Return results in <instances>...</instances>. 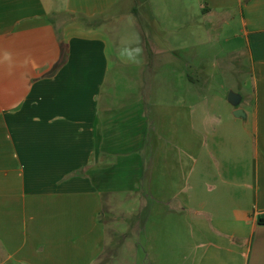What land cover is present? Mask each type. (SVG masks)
<instances>
[{
	"label": "crops",
	"instance_id": "0c3cea01",
	"mask_svg": "<svg viewBox=\"0 0 264 264\" xmlns=\"http://www.w3.org/2000/svg\"><path fill=\"white\" fill-rule=\"evenodd\" d=\"M153 1L0 0V264H264V0H180L171 33ZM202 1L249 47L246 117L163 67L198 52Z\"/></svg>",
	"mask_w": 264,
	"mask_h": 264
},
{
	"label": "rangeland",
	"instance_id": "374dc122",
	"mask_svg": "<svg viewBox=\"0 0 264 264\" xmlns=\"http://www.w3.org/2000/svg\"><path fill=\"white\" fill-rule=\"evenodd\" d=\"M153 1V0H152ZM182 1V0H181ZM154 3V1H153ZM157 3V1H156ZM165 5L168 8V14L170 15V18H172V21L170 18H168L170 21L167 25L169 27V30L165 28V23L163 24V31H170V33L173 31L171 29L177 30V26L175 22L180 21V0H164ZM155 4V3H154ZM187 6H194L196 3L190 5L189 3L185 2ZM206 2L202 1L201 7H200V32L198 35V52H195V56L190 51V57L188 52H185L183 50V46L180 45L179 47L182 48L179 50V54L183 57V59L177 60V59H169V60H163V67L167 72L173 71L177 68H179V64L184 61L185 63L191 64L193 67L191 68L190 72L194 74L196 77L197 83L196 87L201 91L202 94H206L211 98L214 95H221L223 97H228L229 93L231 91H234L236 93L240 92L246 96L244 103H241L240 108L245 105V102L247 100L248 91L243 87L245 84V81L247 79V76L252 71L253 66V60L252 56L250 55V50L248 45L244 43L243 45V51L241 54H238L236 57L234 56H228L224 54V50L226 47L229 46V42L225 39L226 36H228L231 32L227 31L225 29H217L210 27V23H215L218 20L215 16L216 13L212 12L211 14L205 13L206 8ZM195 7V6H194ZM195 13H196V7H195ZM127 15V14H126ZM124 15L122 19H127V16ZM123 22V21H122ZM174 24V28L171 26ZM122 29V37L121 41L126 44L124 46V49L126 48L127 53V43H128V29L127 25H124ZM185 30H187L185 28ZM187 34V31H186ZM187 38V37H186ZM185 38V39H186ZM185 46V45H184ZM188 45H186L187 47ZM175 48V46H173ZM157 55V54H154ZM193 55V56H192ZM171 58V57H170ZM159 63L158 60H153L152 62L149 61V63L145 61H138V64L134 67L130 66L128 63V59H124L118 67H124L125 69L131 68H137V73H143V70L145 69V73H149V76H141L140 80L142 81V84H155V80L157 76H154L155 68L157 67V64ZM160 78V77H159ZM164 79V77H161ZM126 84V83H125ZM138 85V83H136ZM229 88V91L227 93V89ZM209 104V102H208ZM184 125V130L186 132L191 131L195 126H197L196 122L193 119H167L166 124L167 126H174V125ZM160 125L157 127V131L160 132ZM162 129V127H161ZM187 141V140H186ZM188 191V189H185ZM186 191V192H187ZM123 200V199H122ZM114 212L118 214V223H128L130 221L135 222L134 216L129 217L130 215L126 214L129 211L127 210V206L124 204V202H120L116 204L114 207ZM108 209L106 208L104 211L103 219L106 221L109 227L112 226V220L110 218V212H107ZM113 212V213H114Z\"/></svg>",
	"mask_w": 264,
	"mask_h": 264
},
{
	"label": "water",
	"instance_id": "95a60500",
	"mask_svg": "<svg viewBox=\"0 0 264 264\" xmlns=\"http://www.w3.org/2000/svg\"><path fill=\"white\" fill-rule=\"evenodd\" d=\"M242 96L239 93H236L234 91H231L228 95V101L234 106L239 107L241 103ZM234 115L238 118L246 117V113L243 109L237 108L234 111Z\"/></svg>",
	"mask_w": 264,
	"mask_h": 264
},
{
	"label": "trees",
	"instance_id": "16d2710c",
	"mask_svg": "<svg viewBox=\"0 0 264 264\" xmlns=\"http://www.w3.org/2000/svg\"><path fill=\"white\" fill-rule=\"evenodd\" d=\"M262 222H264V220H261Z\"/></svg>",
	"mask_w": 264,
	"mask_h": 264
}]
</instances>
